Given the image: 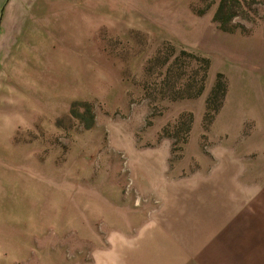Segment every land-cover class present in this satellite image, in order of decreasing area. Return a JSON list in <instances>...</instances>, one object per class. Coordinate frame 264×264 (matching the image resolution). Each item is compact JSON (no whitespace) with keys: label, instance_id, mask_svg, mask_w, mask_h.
<instances>
[{"label":"rangeland","instance_id":"374dc122","mask_svg":"<svg viewBox=\"0 0 264 264\" xmlns=\"http://www.w3.org/2000/svg\"><path fill=\"white\" fill-rule=\"evenodd\" d=\"M5 1L0 264H264V0Z\"/></svg>","mask_w":264,"mask_h":264},{"label":"crops","instance_id":"0c3cea01","mask_svg":"<svg viewBox=\"0 0 264 264\" xmlns=\"http://www.w3.org/2000/svg\"><path fill=\"white\" fill-rule=\"evenodd\" d=\"M10 0H6L5 2H6V5H5V9H6V6H7V4H8V2H9ZM4 9V10H5ZM54 18V17H53ZM5 19V16H4V13H3V15L2 16H0V27L2 28V25H4V22H3V20ZM0 254H1V249H0Z\"/></svg>","mask_w":264,"mask_h":264}]
</instances>
